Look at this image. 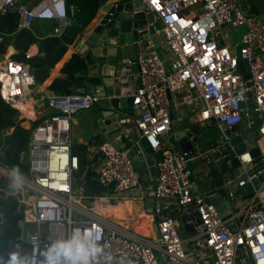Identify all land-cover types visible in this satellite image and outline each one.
Masks as SVG:
<instances>
[{"label": "built area", "instance_id": "built-area-1", "mask_svg": "<svg viewBox=\"0 0 264 264\" xmlns=\"http://www.w3.org/2000/svg\"><path fill=\"white\" fill-rule=\"evenodd\" d=\"M140 2L160 21L155 33L161 54L147 24L139 29L144 50L125 62L137 65L140 76L130 91L132 128L158 153L151 177L156 233L146 237L111 220L95 209L99 195L85 194L75 184L78 157L72 150L70 121L73 113L96 103L99 95L89 91L35 94L31 63L0 52V97L18 110V119L33 122L36 109H49L30 124L27 147L20 152V159L28 163L23 187L14 192L0 189V199L11 194L23 205L18 222L24 223V230L15 243L17 253L28 264H42L41 253L53 240L75 226H98L113 264L121 260L123 264H264V166L241 177L252 156L249 148L238 152L231 141L243 117L249 129L259 120L255 140L261 160L257 163L264 161V17L251 9L249 0ZM74 10L65 0L32 4L0 0V14L15 13L17 29L30 28L35 18L50 19L55 22L53 33L60 38L72 25ZM242 24L245 31L238 53L235 29ZM6 35L0 30V46ZM26 55L32 53L27 50ZM239 58L247 60V78L237 69ZM180 128L186 137L177 144L174 131ZM210 128H215L214 138L206 134ZM126 144L120 147L111 140L98 144L96 179L116 193L132 188L141 192L143 179L129 152L131 144ZM234 156L243 170L219 169ZM212 168L218 170L220 185L206 181ZM9 171L0 164L10 186ZM260 174L263 179L254 183L252 178ZM246 183L252 185L251 195L243 198L241 186ZM220 189L218 205L226 203L230 209L225 217L211 201ZM16 192L21 193L20 199ZM142 197V193L133 196Z\"/></svg>", "mask_w": 264, "mask_h": 264}, {"label": "water", "instance_id": "water-1", "mask_svg": "<svg viewBox=\"0 0 264 264\" xmlns=\"http://www.w3.org/2000/svg\"><path fill=\"white\" fill-rule=\"evenodd\" d=\"M254 8L264 17V0H249ZM99 15L97 20L90 25H80L77 18L72 17V25L68 27L61 36V45H70L78 48L76 52L79 56L77 68L70 73L61 72L60 77L68 80V86L64 93L70 92H95L99 95L98 103L101 107V118L104 123L108 124L109 129L122 127L126 122L122 117L123 114L132 115L131 107L133 96L130 93V69L135 68L138 72L137 65H129L125 62L126 52L125 45H131L135 51V56L139 54L140 31L142 26L148 24V30L151 33V40L157 48V52L161 54L159 39L155 33V22L151 12H146L144 5L140 0H99ZM237 52L239 53V42L242 33L245 31V25L242 24L235 29ZM42 63L33 61L31 66H38ZM237 69L245 78L249 77L246 72L248 69L246 59H238ZM140 76L137 75V83ZM252 111V108H249ZM246 117H243L239 122V132L231 137L232 143L238 152L245 148H249L252 160L244 164L245 167H250L247 173H243L241 177L247 174H253L257 169L264 166V161L261 160V148L257 145L255 138L258 136L256 126L259 120L255 119V123L249 129L246 125ZM185 129L180 128L174 131L175 142L178 144L185 139ZM132 143L130 146V154L133 157L134 166L139 170L141 179H148L150 176H155V152L149 146L148 141L144 136L137 134L131 135ZM143 148V152L140 151ZM239 160L233 157L230 163H222L219 166L220 170L233 167L235 173L243 170L242 166H238ZM217 168H212L210 176L206 178L207 182L214 185H220L221 179L217 177ZM216 177L215 179H213ZM260 174L254 176L252 181L257 183L262 180ZM244 194L243 198L251 195V183H246L241 186ZM0 189L8 192H14V189L6 184V177L0 173ZM223 191L226 186L221 187ZM218 190L216 195L211 198V201L216 204L217 209L222 216H227L228 209L226 203L219 204L221 201L222 190ZM17 197L21 198V193L16 192ZM246 200H243L245 203ZM227 207V210H226ZM18 212L23 215V205L19 203ZM232 221H227V225H231ZM20 238L23 235L24 223L19 222ZM5 258H0V264Z\"/></svg>", "mask_w": 264, "mask_h": 264}, {"label": "trees", "instance_id": "trees-1", "mask_svg": "<svg viewBox=\"0 0 264 264\" xmlns=\"http://www.w3.org/2000/svg\"><path fill=\"white\" fill-rule=\"evenodd\" d=\"M67 4H73L75 10L72 17H76L80 25H86L94 16L99 7V0H65ZM254 7V6H253ZM255 11H257L255 9ZM17 17L13 12L0 14V30L11 36L16 48L11 57L32 63L39 61L42 64L32 66L31 71L37 83H42L49 74V68L61 58L65 51V45H61L60 37L49 34L37 38L34 28H16ZM37 42V53L26 55L32 43ZM5 46H0V52H4ZM79 56L73 53L66 60L61 72L70 73L77 68ZM68 86L66 78L56 76L47 85L50 92H64ZM47 92V93H50ZM42 116L36 118V123ZM30 129L23 126L18 119V110L0 97V163L11 169L19 167L22 172H27L28 163L20 159V152L27 147ZM72 150L78 157V169L75 171L74 181L80 185L85 194H99L105 187L96 179L97 169L94 168V159L88 158V143L74 142ZM18 201L14 195L9 194L7 199H0V258H9L10 254L18 250L15 243L20 235Z\"/></svg>", "mask_w": 264, "mask_h": 264}, {"label": "crops", "instance_id": "crops-1", "mask_svg": "<svg viewBox=\"0 0 264 264\" xmlns=\"http://www.w3.org/2000/svg\"><path fill=\"white\" fill-rule=\"evenodd\" d=\"M19 2L25 4H32L37 0H18ZM99 8L91 18V20L86 24H93L99 15ZM54 21L50 19H39L35 18L31 28H34V33L37 38H42L49 34H54L52 29L54 26ZM5 46L4 52H2L3 57L11 56L16 52L14 43L11 36L8 34L5 36V41L3 43ZM124 51L126 52L125 58L136 57L135 51L131 45H125ZM38 44L34 42L29 47V51L34 54L37 53ZM144 47L140 45L139 52L143 51ZM78 48L73 46H66L65 51L63 52L61 58L55 63V65L49 68V74L42 83H37L33 85V91L35 94L47 93L50 92L47 88V85L52 81L56 76H59L61 73V67L63 63L70 58L73 53H76ZM130 81L129 88L130 90L135 88L137 83V74L138 72L135 68L130 69ZM36 107V105H35ZM49 109L44 106V108H38L35 110L37 118L43 116L45 112ZM102 107L98 103L92 104L88 108H82L73 113L70 124H71V137L72 142H85L88 143V158L94 159L93 164L94 168L97 169L100 158L99 154L96 151L97 146L104 140H111L118 146H125L131 144L129 139H131L132 134H137L135 129L132 128V115L123 114L122 117L126 121L122 127L109 129L108 124L104 123L101 118ZM20 123L29 128L32 123L30 119H21ZM181 126V125H180ZM158 153L155 152V157ZM1 164V163H0ZM152 176L148 179L142 181L143 191H138L137 188H132L126 193H116L112 191V188H104V190L99 193V197L95 198L94 206L100 213L106 215L111 220L120 223L122 226L127 227L129 230L139 233L143 236L150 237L155 235V218L152 213ZM142 193V198H133V196H138ZM127 195L129 197H127ZM176 207V204L173 205ZM180 223V222H179ZM20 238V235L18 239ZM10 258V257H9Z\"/></svg>", "mask_w": 264, "mask_h": 264}, {"label": "clouds", "instance_id": "clouds-1", "mask_svg": "<svg viewBox=\"0 0 264 264\" xmlns=\"http://www.w3.org/2000/svg\"><path fill=\"white\" fill-rule=\"evenodd\" d=\"M9 179L14 190L24 185V174L19 167H11ZM108 249L107 242H102V230L98 226H75L43 250L42 264H113V255ZM7 264H28V261L13 252ZM120 264H123L122 260Z\"/></svg>", "mask_w": 264, "mask_h": 264}, {"label": "rangeland", "instance_id": "rangeland-1", "mask_svg": "<svg viewBox=\"0 0 264 264\" xmlns=\"http://www.w3.org/2000/svg\"><path fill=\"white\" fill-rule=\"evenodd\" d=\"M252 10L255 11V8L251 7ZM160 26V21L158 20L157 22H155V27H159ZM206 134L207 135H210L214 138L216 136V133H215V128H210L208 131H206ZM75 175V174H74ZM222 177H223V174L221 173ZM8 182L10 183V180L8 179ZM29 228H31L30 224L28 225Z\"/></svg>", "mask_w": 264, "mask_h": 264}]
</instances>
